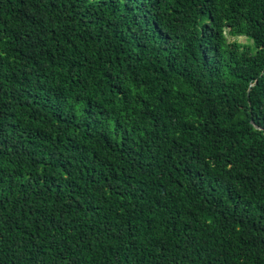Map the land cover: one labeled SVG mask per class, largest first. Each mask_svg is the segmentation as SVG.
Segmentation results:
<instances>
[{
	"label": "trees",
	"instance_id": "1",
	"mask_svg": "<svg viewBox=\"0 0 264 264\" xmlns=\"http://www.w3.org/2000/svg\"><path fill=\"white\" fill-rule=\"evenodd\" d=\"M0 264H264V0H0Z\"/></svg>",
	"mask_w": 264,
	"mask_h": 264
},
{
	"label": "rangeland",
	"instance_id": "2",
	"mask_svg": "<svg viewBox=\"0 0 264 264\" xmlns=\"http://www.w3.org/2000/svg\"><path fill=\"white\" fill-rule=\"evenodd\" d=\"M231 39H233V40H235L236 39V37H231ZM239 40H241V41H246V37H239Z\"/></svg>",
	"mask_w": 264,
	"mask_h": 264
}]
</instances>
